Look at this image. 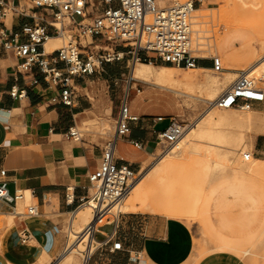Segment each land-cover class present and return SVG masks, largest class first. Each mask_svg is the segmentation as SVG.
<instances>
[{
	"label": "crops",
	"instance_id": "1",
	"mask_svg": "<svg viewBox=\"0 0 264 264\" xmlns=\"http://www.w3.org/2000/svg\"><path fill=\"white\" fill-rule=\"evenodd\" d=\"M8 1L10 5L25 6V15H13L7 24L12 33L11 38L13 34L19 33L25 39L21 35L25 24L45 25L50 21V15L44 9L34 8L32 3L28 6L22 0ZM196 1H200L202 4L199 8H203V2L209 0ZM159 3L167 4L164 0ZM223 41L228 42L227 48L221 52L217 44L216 49L223 59L228 57L234 65L236 55L229 52L232 42L230 38H223ZM244 46L245 52H254L249 42ZM46 51L49 50L46 48ZM18 64L19 59L14 54L0 53V166L8 170L11 193L16 190L31 192V202L36 204L38 215L19 218L13 214L10 206L0 204V215L12 217L6 223L0 220V223L9 227L3 233L0 232V264H49L65 251L72 216L81 207L82 200L91 194L89 175L99 167L104 146L114 131L110 135L81 133L82 137L78 141L68 138L67 133L71 128L79 130L101 121L116 123L122 95L117 101L111 86L117 85L123 77H127L125 90L130 86L133 89L138 86V82H142L172 91L169 89L172 85L167 71L174 66L144 61L131 65L128 59L105 64L99 73L75 78L73 102L68 106L60 102L61 89L49 86L38 68L22 72ZM225 66V69L229 68ZM197 69L213 70L212 61L200 59L197 67L191 70ZM96 74L103 77H97ZM214 86L216 84L211 85ZM225 88L219 94L211 92L212 99L215 100ZM14 89L17 96L11 95ZM141 93L142 90L136 93L138 98L133 105L130 104L131 111L140 119L131 123L130 136L119 138L115 149L117 163L130 164L140 171V175L147 171L145 165L153 153L158 154L157 134L168 125L167 119L155 122V117L176 113L167 109L166 114H160L154 105H136ZM52 98L57 99L53 102ZM204 101L209 102L208 99ZM162 122H167L166 126L158 129ZM133 140L140 142L141 147H136ZM255 148L262 152L258 141ZM214 195L215 191H212L207 197V204ZM162 200L152 205L151 209L173 216L163 210ZM68 215L71 218L66 225L64 219ZM209 227L226 246L218 247L208 254L237 249L241 244L225 236L222 229L218 230L212 224ZM171 235V222L166 216L142 213L140 210L126 212L121 215L117 226L104 225L94 233L96 244L94 250L88 253L85 264H175L174 258L180 255L178 250L173 249ZM115 242L122 243L120 250H113Z\"/></svg>",
	"mask_w": 264,
	"mask_h": 264
},
{
	"label": "built area",
	"instance_id": "2",
	"mask_svg": "<svg viewBox=\"0 0 264 264\" xmlns=\"http://www.w3.org/2000/svg\"><path fill=\"white\" fill-rule=\"evenodd\" d=\"M31 3L34 8L44 9L51 17L50 21L45 25L25 24L21 34L25 39L19 33L11 38L12 33L6 23L8 14L25 15V6L10 5L8 0H0V53L14 54L19 59L18 69L22 72L38 68L49 86L61 89L60 102L65 105H72L75 78L99 73L105 64L127 59L131 65L141 61L161 62L188 69L197 67L200 59H210L213 70H224L219 56L199 55V52L205 51L201 48L205 44L196 45L193 39L195 0L167 7H160L156 0H31ZM55 36L65 38L66 43L61 48L46 52V42ZM103 38L113 42V46L96 50L95 40ZM131 90L139 93L141 88L132 89L130 86L124 91L114 133L104 146L99 167L89 175L91 194L81 202V206L89 204L91 207L93 224L88 228L93 234L101 226H117L123 214L119 204L128 198L140 177V171L128 163L118 164L115 159L117 140L130 136L131 123L140 119L131 111ZM11 95L17 96V91L12 90ZM56 99L52 98V101ZM262 103L264 91L253 85L243 71L232 87L214 101L218 108L240 109L253 108ZM166 119L168 125L157 134L156 149L162 144L170 150L190 127L175 115H159L154 121ZM67 137L78 141L82 134L71 128ZM132 143L141 147L138 141L133 140ZM7 177L8 170L0 166V204L10 206L19 218L37 216L31 192L29 195L26 190L11 193ZM20 203L24 204L22 208L18 207ZM112 248L120 250L122 243L115 242Z\"/></svg>",
	"mask_w": 264,
	"mask_h": 264
},
{
	"label": "rangeland",
	"instance_id": "3",
	"mask_svg": "<svg viewBox=\"0 0 264 264\" xmlns=\"http://www.w3.org/2000/svg\"><path fill=\"white\" fill-rule=\"evenodd\" d=\"M156 1L159 4L163 0ZM164 1L167 3L164 6H169L192 0ZM22 2L31 6L30 0H22ZM195 2L199 18L196 17L194 12L193 29L204 30L201 33L203 37L201 42L205 45L201 48L205 51L199 52V55L208 57L213 55L220 56L223 64L225 63L229 68H224L220 72L215 70L195 72L188 68L174 67L173 70L167 71L174 78L188 77L197 80L196 84L199 87H195L193 92L189 86L185 87L187 93H193L197 98L175 94L172 91L156 87L153 83L138 82L137 85L141 88L142 93L139 95L140 101L136 103V105H142L143 103L154 105L156 112L160 114H166L168 112L167 109L174 110L176 113L173 115L179 116L190 125L198 122L206 111L211 108L210 102L214 101L211 92L219 94L227 86L226 76L239 74L241 71L244 72L255 60L264 56V0H209L203 2V8H199L202 3L196 0ZM11 20L12 13L9 12L6 23L8 24ZM196 20H201L202 23L195 27ZM193 37L196 39V31ZM223 38H230L232 42L229 52H233L236 55L234 65L231 64L228 57L223 59L222 54H219L216 49L217 44H219L218 47L220 46L221 52L227 48L228 42H222ZM58 39L60 47L66 43L65 38L60 37ZM247 42L250 43V47H253L254 52H245L244 45ZM94 45L96 50L106 49L111 48L113 42L103 38L95 40ZM52 50H54V47L46 52H51ZM95 76L103 77L101 74H96ZM126 78L123 77L114 87L110 83L112 84L111 89L115 90L113 94L117 96L115 98L117 101L125 91ZM208 78H217L216 86H207L205 79ZM249 78L251 80L252 76ZM200 86L209 89L201 88ZM256 86L263 89L264 79L256 83ZM137 98L136 91L132 90L130 104L133 105ZM204 99H208L209 102L204 101ZM253 109L264 111V103L256 104ZM214 110L223 111L224 108L215 107ZM236 111L240 112L242 109L236 108ZM166 124L167 122L160 123L158 129L164 128ZM114 126V122L110 124L107 121H101L97 125L90 124L79 130L82 134L97 132L103 135H110L114 131ZM236 130L239 131L238 128ZM245 133L250 146L246 150L247 152L250 150L251 158L254 157L257 160H232L225 168L212 170L210 177H206V183L200 184L202 186L199 185V190L202 194L199 196L197 207H195V215L191 216L181 213L176 216H168L160 212H154L152 209L140 210L142 213L162 214L171 222L173 249L178 250V255H180L179 257L178 255L176 256L178 258H174L175 264H201L202 262L204 264H207V262H210L208 264H264V130L260 127H254L246 129ZM256 141L259 142L262 152L255 148ZM166 151L169 150L160 144L158 146V154L157 152L153 153L145 168L149 169V167L157 163L163 157V155L160 156L161 153ZM177 154L178 152H175L170 155L175 156ZM168 162H172L173 165L179 167L177 172L193 175L196 168H198L200 160L195 159L186 162L167 158L163 161V165L157 166L142 181L143 185H151L153 188L150 197L152 205L163 199V195L161 196L163 190L158 183L154 182V175L161 165L164 166ZM193 184L195 185V183ZM212 191H215L214 198L210 200L209 204H206V199ZM27 202H29V198ZM23 205L21 204L20 207L22 208ZM70 218L71 215L65 217L64 222L66 225ZM11 219L10 215H0V220L5 223ZM210 224L214 225L218 230L222 229L221 231L225 236L238 240L241 244L237 249L208 254V252L218 247L226 246L217 235L211 232ZM1 228L0 232L3 233L9 227L3 224ZM65 239L64 233V241ZM95 244L93 242V250ZM86 255L88 256L87 252H83V256L64 252L62 256L57 259L54 258L49 264H57L58 262L59 264H65V262L83 264V257Z\"/></svg>",
	"mask_w": 264,
	"mask_h": 264
},
{
	"label": "bare ground",
	"instance_id": "4",
	"mask_svg": "<svg viewBox=\"0 0 264 264\" xmlns=\"http://www.w3.org/2000/svg\"><path fill=\"white\" fill-rule=\"evenodd\" d=\"M159 6L167 7L164 5L161 6L160 3ZM194 12L196 17L199 18V14L197 13L198 10L195 9ZM195 23L196 27L202 22L201 20H196ZM193 31L194 34L195 31L197 33L196 39L193 37L195 44H204L201 42V33L204 32V30L200 31L198 29H193ZM52 47H54V49L62 47L59 46V39L57 36H55V38H50L46 43L47 50H50ZM223 67L226 68L224 64ZM168 70H173V68H169ZM195 72H202V70L197 69ZM244 72L247 76H252L251 81L253 85L256 86V83L264 79V56L258 58L251 66L247 67ZM168 76V80L172 85L169 87L170 90L180 95H188L194 99L197 98L195 94L187 93L185 89V87L189 86L190 90L193 92L195 87L198 86L196 84L197 80L188 77L174 78L171 75ZM237 77L238 74L226 76L228 84L221 94L232 87ZM215 82H217V78L205 79L207 86L214 85ZM260 89L264 91V88ZM214 101L210 102L211 108L206 111L205 115L198 122L195 121L196 123L194 125H190L187 132L176 146L169 151L161 153L163 157L140 175L139 180L133 186L128 198L119 204L121 212L151 209L152 204L150 203V197L153 188L151 185H143L142 181L149 176L153 168L162 164L167 158L169 160L178 159L186 162L195 159L200 160L198 168H196L193 175L177 172L179 167L173 165L172 162H168L169 164L167 163L164 166H162V164L154 175V182L158 183L163 190V194H161V196L163 195V201L161 204L164 205V210L173 216L181 213L191 216L196 214L195 207H197L199 196L202 194L199 190L200 186H202L200 184L206 183L205 181L212 170L223 169L232 160H257L254 159V157L251 158L250 150L248 152L246 150L249 148V145L247 143L245 130L254 127H260L264 130V111L253 108H242V111L238 112L235 107L224 108L223 111H218L214 110L216 107ZM236 128H238L239 131L236 130ZM175 149L177 150L175 151ZM175 152H178V154L175 156L170 155ZM193 183H195V185ZM27 194L29 195L30 192L27 191ZM71 221L72 223L67 233L68 241H66L67 245L64 252L81 256H83V252H87V254L92 252V245L95 240L92 231L88 228L93 224V215L89 204L81 206L73 214ZM2 226L3 224L0 223V229H2ZM210 230L216 235L213 228H210ZM87 257V255L83 257V264L86 263Z\"/></svg>",
	"mask_w": 264,
	"mask_h": 264
}]
</instances>
